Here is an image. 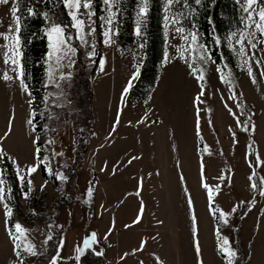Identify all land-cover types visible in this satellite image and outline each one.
Here are the masks:
<instances>
[{"label": "rangeland", "instance_id": "374dc122", "mask_svg": "<svg viewBox=\"0 0 264 264\" xmlns=\"http://www.w3.org/2000/svg\"><path fill=\"white\" fill-rule=\"evenodd\" d=\"M234 1L237 3V0ZM139 2L140 0H118V3L113 5L115 17L113 18L112 27L115 35L112 38L114 43L105 45L102 36L105 25L101 17H106L108 13L105 10L102 0H93L92 12L96 56L91 58L92 62L90 63L89 58L85 55V47L79 46L80 42L78 40L74 41V46H78V51L74 57L76 63L72 69L73 76L69 80H60L59 86L56 84L48 85L45 88L40 105L35 103L34 110L38 119L35 121L34 128L36 126L39 129L36 135L41 137V146L48 147L49 149V160L46 163L52 169L53 173L57 171L63 172L68 179L64 182L56 180L57 185L51 179H46L53 182L56 194L53 193L51 195L48 189H33L28 199L22 198L20 194L21 186L18 185L15 191L19 202V216L17 221L21 223L23 228L28 230V227L33 225V221L36 218L49 214L48 225L52 229V234L57 232L59 236H66V243L60 251L61 257L64 258L75 254L74 249L76 247H83V241L87 236H90L93 232L98 235L93 224V218H89V214L91 217L94 215L93 84L96 76H105L107 71L111 75H115L117 77L116 81L119 80V83L122 81V79L120 81L121 77L126 78L128 82L130 73L134 71L135 65L139 63L137 59L139 56L140 58L142 56L138 48L140 40L135 35L136 12L138 11L137 4ZM237 4L239 5V3ZM172 12L179 15L182 12L188 13V9H185L183 2L180 1L179 7H172ZM10 19V14L6 13V6L0 5V31L7 30ZM179 23L180 26L187 28H190L192 25L190 19L187 23L184 20H180ZM162 27L164 35L165 26L163 21ZM168 28L172 29V25L169 24ZM129 35L133 36L134 41L131 44L123 45L122 43L126 42ZM169 36L171 37L172 45L179 43V37L174 32L169 31ZM86 39H88L87 48L91 50V37H86ZM226 43L227 41H224L225 45ZM238 47L237 45L236 48L238 49ZM217 48L220 57H223L220 66L216 64L197 65L194 56L188 57L193 67L202 68L205 72L206 78L203 81L205 89L203 95L200 97L199 103L192 100V95L194 93L198 94L201 91L198 87L200 82L196 80L192 68H188L185 61L180 60L178 57L163 66L162 63L160 64L158 77L155 82L156 86H153L145 100L131 99L135 105L134 109L130 111V118L137 123L140 122L138 118L140 116L139 113L145 114L146 117L143 118L142 122L151 125L150 137L159 138L160 135H165L167 140L171 139V147H169L171 149L169 150L167 146V153H174V150L177 153L178 151L181 153L182 181L183 188L185 189L196 186L197 182L195 156L193 154L196 141V132L193 124H196L197 109H199L200 117L199 133H202L203 136L206 133L203 138L208 140L207 134H210L211 130H215L222 135L225 142L231 144V148H225L226 150L224 149L223 152L224 155H229L230 153L231 157L224 156L221 164L227 170L229 168L234 170L235 168L242 175L248 172L245 164L249 166L255 159L254 156L251 159L249 158L250 153L258 152L261 158L264 159V67H261L264 64V51L260 50L264 48V42H261L258 38L256 49H246L244 59L248 61V65L252 66V76H248L247 74L248 65H243L240 58L232 50L226 46ZM137 52H139V56L136 55ZM170 53L174 54V48H170ZM101 56L104 57L105 63L103 69L99 70L98 58ZM114 63H116L115 66H110V64ZM45 67L47 66L45 65ZM141 67L142 63L140 64V69ZM216 67L222 68L225 81H230L231 87L225 81H221L218 78L219 74L215 71ZM3 68L2 55H0L1 99L8 98L10 93L16 90V82L14 80H3ZM139 75L134 78V84ZM56 78L59 79L58 74ZM85 83L90 85L92 96L89 102L86 99L88 93L84 87ZM134 84L131 86V89ZM49 93H51L50 96L48 95ZM45 96H48L46 101L43 99ZM230 96H236L237 98L230 100ZM86 101L89 103L88 109L91 114L90 122L84 121L86 116L85 109L87 107L85 106ZM239 101L241 105H239ZM225 105L232 108L234 114L237 112V126L227 117V108ZM240 106L243 110L246 108V113L239 112ZM249 121L255 125V129L252 130L250 128L248 131H244L240 125L247 124ZM44 124L48 125L47 130L42 129ZM162 124H164V129L162 126L157 127ZM231 127H233L231 130L236 133V141L232 139V132L229 135L228 129ZM79 138L86 140V148L76 157L74 150ZM43 139H49L50 143L43 145ZM198 139L200 142V135ZM212 139V137L209 138V140ZM51 141H54V143H51ZM202 148L201 151L199 149V154L203 157ZM205 149L208 162H206L207 173L213 182H217L216 179L222 174L218 170L217 163L214 159L215 155H217L216 149L212 148L210 141ZM61 152L63 153L62 156L57 155ZM251 169V180L253 184V167ZM256 170L259 180H264V165H257ZM45 173L48 178H54V176H50L46 171ZM33 177L34 183L35 179ZM236 177L241 176L238 175ZM237 183L240 184L242 182L238 180ZM223 186L226 189L230 187L233 194L216 197L217 203L213 205V208L230 211L231 207L234 206L237 208V211L226 218L229 221L228 224L218 221V213H216L214 227L215 245L218 239L216 231L219 224L220 236L228 237L230 247L236 249L235 246H238L240 250L239 264H264V197L255 196L250 188L243 190L242 187L245 185L240 186V188L232 187L228 180H225ZM89 188L92 189L91 196L88 195ZM24 190H27L26 187ZM224 198L230 199L231 201H226ZM253 199L256 201V204L251 209L245 207L241 210V205H244L245 200ZM86 203H92L93 209H90L89 212L84 208ZM57 225L59 227H56ZM186 228L185 226L182 227L183 239L177 244L179 250L182 252H190L191 248L187 241L188 235L185 233L187 232ZM37 229V233L33 232V236L27 232H25V236L28 237V242L35 243L39 249V239L44 236V231L48 233V229L42 223L37 224ZM199 229L201 232V244L205 240V243L208 242L209 244L207 245L211 247L209 226L200 227ZM184 238H187V240ZM103 242L105 243V241ZM93 248L101 251L96 244L93 245ZM216 250L218 253V249ZM8 256L9 242L3 233L0 223V264H6V258ZM40 256L38 259L29 257L26 260V264H41ZM214 264H218L215 258Z\"/></svg>", "mask_w": 264, "mask_h": 264}, {"label": "crops", "instance_id": "0c3cea01", "mask_svg": "<svg viewBox=\"0 0 264 264\" xmlns=\"http://www.w3.org/2000/svg\"><path fill=\"white\" fill-rule=\"evenodd\" d=\"M115 65L116 63L110 64V66ZM116 78L107 71L105 76H96L93 84L95 133L93 224L99 237H105L110 221L115 220L114 230L103 240L106 243L105 264H197L198 259H202L203 264H214V258L218 264H227L219 256L215 247V222L212 208L217 203L216 197L229 196L233 193L230 187L227 191L223 186L225 181L217 178V182H213L207 173L205 148L208 142L210 141L212 148L216 149L217 155L214 159L221 176H225L232 187L240 188L245 185L242 187L243 190L248 188L251 190L252 180L248 177L252 176V169L244 163L248 172L242 175L235 168L227 170L221 165L224 156L231 157L230 153L229 155L223 153L225 148H231V144L225 142L222 135L215 130L207 134L208 140L203 138L206 133L204 136L202 133L199 134L203 147L202 157L199 154L197 127L193 124L196 132L193 154L197 182L192 188H183V179H180L183 177L181 153L175 150L174 153L171 151L167 153V146L168 149L171 147V139L167 140L165 135H160L159 138L152 137L153 139L150 137L151 125L142 122L146 117L145 114L139 113L140 122L137 123L130 118V111L135 105L130 98L131 87L121 99L122 89L127 85V79L121 77L120 81L121 79L122 81L119 83ZM134 82L135 79L131 81V86ZM196 95L197 93L192 95L194 102ZM118 108L120 112L117 123ZM27 112V96L19 90L16 82V90L11 92L8 98H0V137H4L9 127L11 129L7 138L0 139V147L21 162L22 166H26L31 159L30 137L32 132L27 123ZM226 112L229 120L237 126V112L235 114L227 110ZM160 126L165 128L164 124L157 127ZM109 132L112 134L109 135ZM211 137L213 139L209 140ZM132 157L137 158L132 159ZM238 175L241 177H236ZM32 176L35 179L34 189L41 190L40 185L46 179L41 176L40 171ZM238 180L242 183L238 184ZM47 181L44 189H48L51 195L56 194L53 182ZM204 183L212 189L213 199L211 201L207 199V190L203 189ZM189 198L193 201L192 209L187 206ZM225 200L231 201L230 199ZM141 204L144 206L141 220L133 225L131 221ZM2 212L3 208L0 205V223L5 235ZM193 214L198 224V242L201 249L199 258L195 255L196 240L191 233ZM48 221L49 214L36 218L26 232L33 236V232L38 231L37 224L39 223L48 229L46 227V225L49 227ZM125 224L129 227L125 228ZM183 225L187 227L185 233L188 235V240L184 239L191 246L190 252H182L177 245L183 239ZM205 226H209L211 247L207 245L208 242L205 243V240L203 243V239V244H201L199 228ZM43 233L44 236L39 239V248L41 241L47 235V232ZM141 240L146 241L143 248H139ZM134 249L136 250L133 251ZM124 253L128 255L125 257ZM39 256L31 258L38 259Z\"/></svg>", "mask_w": 264, "mask_h": 264}, {"label": "snow or ice", "instance_id": "6c2138e0", "mask_svg": "<svg viewBox=\"0 0 264 264\" xmlns=\"http://www.w3.org/2000/svg\"><path fill=\"white\" fill-rule=\"evenodd\" d=\"M51 2V0H48ZM105 10L108 15L102 16L101 20L104 21V30L102 32L103 42L105 45H111L114 43L113 36L115 31L112 27L113 18L115 17V12L113 11V5L118 3V0H102ZM214 3L215 0H212ZM164 16L163 23L165 26L164 31V49H163V59L162 66L167 64L174 58L178 57L180 60H184L188 68H192L193 74L196 77V80L199 81V89L201 90L195 97V102H200V97L203 95L205 89V72L202 68L193 67L191 60L188 57H193L196 59L197 65H213L215 61L212 57V50L208 48L206 42H201L203 39V34L199 33L196 28V24H192L190 28L180 26L179 21L184 20L185 23L191 18L188 13H195L196 9L192 6L189 0H183V6L185 9H188V13H180L176 15L172 12V7H179L180 0H161ZM195 5H202L203 0H194ZM240 6V17L239 24L241 27L236 28L234 31L227 32L223 37H218L215 35V29L211 34L212 40L217 47L226 46L228 49L240 58L243 65H248V61L244 59L246 54V49H256L257 40L260 39L261 42H264V0H237ZM20 0H0V5L6 6V13L10 14V22L7 25V30L0 31V55H2V62L4 68L2 70V78L4 81L14 80L18 83L19 90L24 92L27 96L28 101V112H27V123L32 132L30 137L31 141V159L27 162L26 166H22L16 158L12 157L10 154L0 147V160H8L11 163L14 175L18 181L20 187V194L22 198H30V194L34 189V183L32 179V174L38 173V171H46L50 176H54V179L57 181H67L68 177L60 171L53 173L52 169L46 163L49 160V149L48 147L41 146V137L35 135L36 129L33 128L34 118L36 112L34 110L35 105L34 101L36 97L31 89V86L27 83V71L25 67L24 52L27 47V43L31 41L35 34L32 36L26 35L22 30V21L23 17L21 15V10L19 7ZM10 5V6H9ZM63 8L66 9V15L69 18L67 21H62L58 17L54 18L48 13H40L33 6L26 7L27 16L33 17H42L43 18V27L40 29V32L47 39V52L45 53L43 64L46 65L44 71L46 74V80L43 82L42 86L47 87L50 84H56L59 86L60 80H69L73 76V65L76 63L74 57L77 55L78 46H74V41H79V46L85 47V55L89 58L91 63V58L96 56L95 52V30L93 27V0H62ZM138 11L136 12V23H135V35L138 40L144 38V28L147 24V14L149 11V0H140L137 4ZM258 17V19H257ZM210 24L213 23L210 17L207 18ZM172 25V29L168 28V25ZM169 31L175 33L179 37V43L177 45L171 44V37L169 36ZM86 37H91L92 47L91 50H88V39ZM224 41H227L226 45ZM239 46L238 49L236 46ZM138 48L140 51L143 50L144 44L139 43ZM170 48H174V54L170 53ZM264 51V48L260 49ZM139 56V52L136 54ZM223 59V57H221ZM99 70L103 69L105 63L104 57H99ZM143 63L142 58L139 63L135 65L134 71L130 73V79L127 82V85L122 89L123 94L128 93L131 87L132 79L136 78L141 69L140 64ZM226 66V65H223ZM264 67V64L261 65ZM216 73L219 74L218 78L221 81H225L224 73L221 67L215 68ZM11 74V75H10ZM57 74L59 79H57ZM248 76L253 75L252 66L248 65L247 67ZM231 75V74H229ZM231 87L230 81H225ZM49 96L51 93L48 94ZM236 96H230V100L236 99ZM45 101L48 99V96L43 98ZM229 113L232 112V108H229L225 105ZM239 107V105H237ZM243 110V109H241ZM120 109L117 110V123L119 118ZM41 115H43L41 113ZM199 109H197V135H199ZM11 122H9L10 124ZM243 127L244 131H248L250 128L255 129V125L251 124L249 121L247 124L240 125ZM43 130L48 129V125L44 124L42 126ZM11 129L5 132L4 137L0 139L7 138ZM114 131V126H113ZM232 132V139L236 141V133L229 129ZM112 133L109 132V135ZM95 135V133H93ZM43 145H48L50 143L49 139H43ZM54 143V141H51ZM250 148V146H249ZM57 155H63V153H58ZM254 156V161L249 164L251 169L253 165H264V159L261 158L258 152L250 153L249 158ZM137 157H132L136 159ZM130 162V161H129ZM103 171V168L101 169ZM182 180L183 177H180ZM221 181H225V176H220ZM249 180L252 179L251 176L248 177ZM48 183L45 180L41 185V190L44 189L45 185ZM26 187V191L24 190ZM219 186L217 185V188ZM252 192L256 193L259 197H264V180H261L259 185L252 184L250 185ZM203 189L207 190V199L211 201L213 199L212 189L209 188L207 183L203 184ZM187 191V190H185ZM13 189L11 183L7 181L6 173L3 169H0V205L3 208V226L5 228V236L9 242V256L6 258V264H26V260L29 257H34L38 255L45 256V264H63L64 258L61 257L60 251L66 243V236H59L51 247L54 249L53 252H47L45 246L49 244V241L52 240V229L46 225L48 228V233L45 236V239L41 241L40 248L38 249L35 243L28 242V237L25 236L27 231L22 225L17 221H13L14 211L12 202L14 196L12 195ZM88 195H92V189H88ZM256 204V201L245 200L244 205L251 209L252 206ZM187 206L189 209L193 208V201L191 198L187 201ZM144 210L143 204H141L137 210V214L131 221V224L135 225L141 220V213ZM213 213H218L217 220L228 224V219L230 215L237 211L236 207H231L230 211L220 210L218 208L212 209ZM34 212V210H33ZM56 227H59L57 225ZM125 228L129 227L128 224L124 225ZM115 228V220L110 221V227L107 229L105 237H98L95 232L90 236H87L83 241V247H76L74 249L75 256L72 257L76 264L81 259V255L84 254L85 249H90L92 253L96 256H102L103 252L93 248L94 244L100 243L102 240L106 239L107 235L110 234ZM191 233L193 238L196 240L195 243V255L197 258L201 256V249L198 242V224L196 217L193 214L192 219V229ZM216 236L218 237L216 241V247L220 253H222V259L227 261V264H236L237 261V250L229 246V239L227 236H220L219 224L216 231ZM146 244V241L141 240L139 248H143ZM134 249L133 251H135ZM128 254L124 253L126 257ZM123 259V257H122ZM197 264H203L202 259L197 260Z\"/></svg>", "mask_w": 264, "mask_h": 264}, {"label": "trees", "instance_id": "16d2710c", "mask_svg": "<svg viewBox=\"0 0 264 264\" xmlns=\"http://www.w3.org/2000/svg\"><path fill=\"white\" fill-rule=\"evenodd\" d=\"M183 2V0H180ZM192 6L196 9L195 13H189L191 17V23L196 24V30L199 33L203 34L202 42H206L208 48L212 50V57L215 61V64L220 66L221 64V57L218 52L217 46L214 44L212 40L211 34L213 33V29H215V34L218 36H223L229 31H234L236 28L241 27L239 22L240 17V6L234 0H215L213 3L212 0H203L202 5H195L194 0H189ZM33 6L37 9L40 13L46 12L49 15L53 16L54 18L58 17L62 21H67L69 18L66 15V9L63 8L62 0H20V10L21 15L23 17L22 21V30L26 35L34 37L31 39L30 42L27 43L26 50L24 52V60H25V67L27 71V83L31 86L33 93L36 97V100L33 102L38 103L40 105L43 93L45 91V87L42 86L45 80V65L43 64V59L45 53L47 52V39L46 37L40 32V29L43 27V18L42 17H29L26 13V7ZM208 17L211 18L213 21L212 24L208 22ZM163 6L161 0H149V11L147 14V26L144 28L145 36L143 39L140 40V43L144 44V48L141 51V58L143 60L140 75L134 84L133 88L130 91L131 99L135 100H145L149 95L151 89L155 85L156 79L159 73V66L163 59V49H164V35H163ZM134 41L133 36L129 35L126 39V42L122 43L123 45L131 44ZM140 56L138 57L137 61H140ZM84 87L87 90V98L88 102L91 99V91L90 85L88 83L84 84ZM89 103L86 101V109H85V118L84 121L90 122L91 114L89 113L88 109ZM239 105L241 102L239 101ZM239 112L244 113V110H241L242 107L240 106ZM246 113V112H245ZM249 113V111H248ZM250 114V113H249ZM38 119L36 116L34 118L35 121ZM36 132L38 133L39 129L36 128ZM86 148V140L84 138H79L78 143L75 147L74 154L78 157L83 150ZM202 144L199 142V149L201 151ZM0 169H3L6 173L7 181L11 183V187L13 189L12 195L14 196V200L12 202L14 216L13 221L16 222L18 219L19 214V202L16 197V189L18 188V182L14 175V170L9 163L8 160H0ZM257 165H253V184L259 185L260 180L257 173ZM41 176L44 179H51L56 185L58 184L54 178H48L45 171H40ZM257 196L256 193H254ZM246 206L241 205V210L244 209ZM85 209L89 212L90 209H93L92 203L87 204L84 206ZM92 213V210H91ZM215 215V223H216V214ZM89 218L91 215L89 214ZM98 236V235H97ZM59 237L57 232L52 234V240L49 241V244L46 246L47 252L51 253L54 249L51 245ZM103 252L102 256H96L92 253L90 249H85L83 255H81V259L78 264H105V248L106 245L103 241L96 244ZM237 250V261L236 264L240 263V250L236 245ZM220 257L222 254L218 251ZM75 254L67 257L68 259L63 260V264H76V262L71 259L74 257ZM40 263L45 264V256H40Z\"/></svg>", "mask_w": 264, "mask_h": 264}, {"label": "flooded vegetation", "instance_id": "af4514ba", "mask_svg": "<svg viewBox=\"0 0 264 264\" xmlns=\"http://www.w3.org/2000/svg\"><path fill=\"white\" fill-rule=\"evenodd\" d=\"M69 168V167H68Z\"/></svg>", "mask_w": 264, "mask_h": 264}, {"label": "water", "instance_id": "95a60500", "mask_svg": "<svg viewBox=\"0 0 264 264\" xmlns=\"http://www.w3.org/2000/svg\"><path fill=\"white\" fill-rule=\"evenodd\" d=\"M90 79V78H89Z\"/></svg>", "mask_w": 264, "mask_h": 264}]
</instances>
